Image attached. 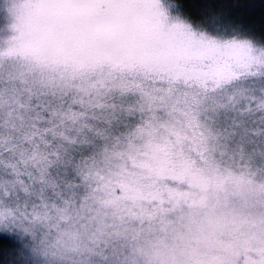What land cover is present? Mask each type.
Instances as JSON below:
<instances>
[{
  "label": "snow or ice",
  "instance_id": "obj_1",
  "mask_svg": "<svg viewBox=\"0 0 264 264\" xmlns=\"http://www.w3.org/2000/svg\"><path fill=\"white\" fill-rule=\"evenodd\" d=\"M0 264H264V0H0Z\"/></svg>",
  "mask_w": 264,
  "mask_h": 264
},
{
  "label": "trees",
  "instance_id": "obj_2",
  "mask_svg": "<svg viewBox=\"0 0 264 264\" xmlns=\"http://www.w3.org/2000/svg\"><path fill=\"white\" fill-rule=\"evenodd\" d=\"M256 3H258V0H255ZM261 22V17H260V13H259V9H257L255 16H254V23L259 26Z\"/></svg>",
  "mask_w": 264,
  "mask_h": 264
}]
</instances>
